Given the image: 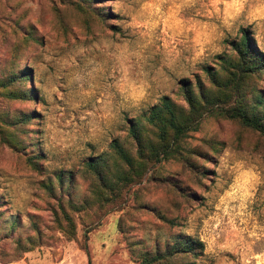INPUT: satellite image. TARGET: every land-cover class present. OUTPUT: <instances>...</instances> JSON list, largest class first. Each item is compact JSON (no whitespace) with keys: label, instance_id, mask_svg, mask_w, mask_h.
I'll return each mask as SVG.
<instances>
[{"label":"rangeland","instance_id":"obj_1","mask_svg":"<svg viewBox=\"0 0 264 264\" xmlns=\"http://www.w3.org/2000/svg\"><path fill=\"white\" fill-rule=\"evenodd\" d=\"M242 32L264 59V0H0V264H264L261 133L206 114L150 164L129 130L150 155L143 115Z\"/></svg>","mask_w":264,"mask_h":264},{"label":"trees","instance_id":"obj_2","mask_svg":"<svg viewBox=\"0 0 264 264\" xmlns=\"http://www.w3.org/2000/svg\"><path fill=\"white\" fill-rule=\"evenodd\" d=\"M232 54L219 55L225 75L219 70H213L207 66L204 70L208 79V85L199 81L195 87L183 81L181 88L187 111L178 107L168 97H163L160 104L153 105L143 115L145 121L158 128L159 143L157 148L148 156L141 143V133L138 122L130 125L131 135L137 143V152L148 159L150 164H155L162 155L163 158L172 155H180L178 142L188 130H195L197 122L206 114L224 116L229 119L238 120L242 125L252 128L264 136V92L254 90V97L246 96L242 91V81L249 74L260 73L264 70V59L262 53L252 42L246 32H242L238 39L230 41ZM261 55V56H260ZM28 77V75H26ZM171 129L173 134L168 139L167 131ZM115 152L127 163H131L130 157L117 140L112 142ZM30 159L32 157H29ZM63 218L66 225H61L64 232L74 233V223L70 214L61 204ZM19 243V242H18ZM180 244V251L193 252L203 248V243L191 238ZM196 253V252H193Z\"/></svg>","mask_w":264,"mask_h":264}]
</instances>
